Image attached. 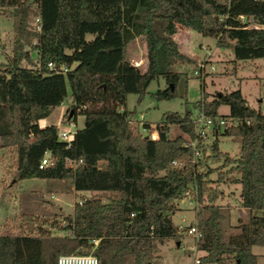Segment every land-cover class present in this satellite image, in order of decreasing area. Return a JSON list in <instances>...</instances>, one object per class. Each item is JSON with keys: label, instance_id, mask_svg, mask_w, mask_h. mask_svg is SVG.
<instances>
[{"label": "trees", "instance_id": "trees-1", "mask_svg": "<svg viewBox=\"0 0 264 264\" xmlns=\"http://www.w3.org/2000/svg\"><path fill=\"white\" fill-rule=\"evenodd\" d=\"M0 8L8 9L13 30L11 51L0 61V144L13 153L10 178H69L73 189L91 192L57 220L59 226L51 224L63 234L50 232L46 220L21 213L17 231L0 233V264H55L59 253L87 252L81 247H92L98 264H163L155 256L156 242L180 233L171 215L189 187L196 199H206L204 213H195L200 231L195 264H255L250 246L264 245V112L250 107L238 88L196 100L211 117L237 118L221 131L212 129L215 136L238 137L237 156L219 151L216 138L210 144L214 156L222 155L228 180L239 184V202L247 210L238 230L224 239L225 212L214 202L217 191L207 172L198 169L209 155L203 150L191 159L193 107L162 112L154 125L157 137L150 138L129 124L125 97L135 93L139 100L157 76L166 85L151 94L174 96L179 73L156 66L161 34L177 25L213 36L216 45H230L233 61L263 56L264 0H0ZM30 13L37 16L38 29L28 24ZM139 35L145 42L143 70L125 57L126 44ZM25 44L35 50L34 61ZM60 65L64 72L57 70ZM67 96L71 111L83 117L68 146L57 137V125L37 122ZM220 104L227 105L226 114L218 113ZM170 124L181 134L168 137ZM142 126L149 129L148 123ZM45 151L48 162L39 166ZM103 191L118 195L104 203Z\"/></svg>", "mask_w": 264, "mask_h": 264}, {"label": "rangeland", "instance_id": "rangeland-1", "mask_svg": "<svg viewBox=\"0 0 264 264\" xmlns=\"http://www.w3.org/2000/svg\"><path fill=\"white\" fill-rule=\"evenodd\" d=\"M217 1L225 2L227 0ZM31 5L34 7L33 3ZM8 15L10 14L7 8H0V61H4L5 55L11 51L13 30L12 19ZM222 18L223 16H218L219 20ZM27 21L30 26L36 28L37 16L30 13ZM248 23L249 25L255 24L251 20H248ZM178 34L176 35L177 39L172 42L169 41L168 44L162 41V46L171 53H164L166 55L164 58V51L161 48L159 51L161 53L158 55V66H156L160 70V68H163L159 64H165L163 67H171L173 71L179 72L175 84V94L168 99H156L151 94L157 88L166 85V81L161 76H157L148 82L146 91L139 100H137L135 93H128L125 97V108L128 110V122L132 127L143 134L144 130L141 129V124L144 121L142 120L152 123L161 116L162 112H182L185 104L188 107H194L196 100L202 95L209 97L216 90L228 91L238 88L252 106L258 105L260 110L264 112V108L261 106L264 103V55L239 60L236 64L233 62V54L229 47L216 45L213 36L204 35L193 27L182 28ZM91 36L90 33L85 34V38H91ZM24 48L27 49L30 58L34 61L36 59L35 50L26 44ZM125 57L131 63L137 65L140 70L145 68L146 58L143 36L139 35L135 40L127 43ZM207 57L209 59H206ZM195 60L202 62L201 69H197ZM21 63L26 64L25 60H22ZM201 83L203 89H201ZM69 105L70 99L67 96L52 109L48 117L53 121L57 119L59 127L67 126L70 122L73 123L74 128L80 127L83 120L82 114L79 110L72 112ZM227 109L226 104H220L218 113L223 115L227 112ZM223 117L225 116L223 115ZM225 124L227 122L223 123L218 129L221 131ZM152 127L146 129L149 131ZM177 134H181L179 127L176 124H170L167 136L171 138ZM214 138L217 139L219 151L226 153L229 158L238 155L239 139L236 136L222 133L215 136L209 131L202 144L209 156L206 159L201 158L198 164V169L207 172L205 178L217 191L214 202L219 204L225 212L221 227L223 237L226 239L230 233L236 232L233 227L238 229L241 220L246 218L247 214L240 209L239 198L236 197L237 186L235 183L237 182L229 181L226 177L225 169L227 165H222V155H213L214 151L210 144ZM12 158L11 149L0 144V163H2L3 171H5L4 180H2L4 192H1V196L4 199L3 203L9 206L10 211L0 218V233L7 230L17 231L21 213H28L46 220L45 226L50 227V232L54 234L65 233L64 230L53 227L51 224L55 226L56 223V226H59L60 223L57 220L71 214L73 204L80 200L82 195L87 196L91 192L76 191L73 189L69 178L12 180L10 178ZM72 164L73 162H71ZM9 179L11 183H9ZM6 183H9L7 185L8 189H6ZM99 195L101 201L106 203L110 198L116 197L118 193L103 191L99 192ZM183 197L182 200L179 198L176 202L177 209L171 215V220L180 233L176 236L164 237L161 242H156L157 251L155 256L160 257L163 264H191L193 257L200 253L199 250L193 248L194 239L191 235L185 233V228L186 225L194 223L197 209L204 213L203 205L206 199L202 198L195 201V192L191 187L187 189V194ZM80 249L88 252L91 251L92 247H81ZM251 251L256 254V264H264V245H252Z\"/></svg>", "mask_w": 264, "mask_h": 264}, {"label": "built area", "instance_id": "built-area-1", "mask_svg": "<svg viewBox=\"0 0 264 264\" xmlns=\"http://www.w3.org/2000/svg\"><path fill=\"white\" fill-rule=\"evenodd\" d=\"M36 29H38V25H36ZM264 29V26H263ZM48 67H52L53 64L51 62H47ZM203 66L202 62H197V69H201ZM66 69L65 66L60 65L57 70L64 72ZM262 108H264V103L261 105ZM191 122L193 124V132L194 136L189 140V145L191 148V159L196 160L198 157L202 155V151H205V146L203 144V140L206 138L207 134L212 132V129L214 127H220L223 123H235L237 121V118L232 116H209L205 114L203 107L201 104L196 105L192 108L191 111ZM141 129L144 130V135L150 137V138H156L157 137V131L154 127H152L149 131L146 129V127L142 126ZM75 128L73 126V123L70 122L67 124V126L64 127H57L56 135L59 139H62L66 142L67 146L70 144V141L73 137V132ZM48 162V152H44L42 157L39 161V166L45 165ZM174 162V161H173ZM187 194V190L182 193L184 196ZM181 197L180 200H182L184 197ZM189 200V199H188ZM196 195H195V201H196ZM78 203H80V200H77ZM185 233L189 234L194 239V249H196V242L200 237V231L198 228L192 224H188L185 228ZM96 238L91 239L92 243H96ZM197 262L196 257H193L192 263L195 264ZM55 264H98L96 256L91 252H63L59 253L56 256Z\"/></svg>", "mask_w": 264, "mask_h": 264}, {"label": "crops", "instance_id": "crops-1", "mask_svg": "<svg viewBox=\"0 0 264 264\" xmlns=\"http://www.w3.org/2000/svg\"><path fill=\"white\" fill-rule=\"evenodd\" d=\"M8 16H10V15H8ZM11 17V16H10ZM12 19V18H11ZM255 25V24H254ZM255 26H257V25H255ZM186 27H189V26H183V25H177L176 26V28H175V30L173 31V32H170V33H162L161 35H162V37L163 38H165V39H163V42H166L167 44L169 43V41L170 42H172V41H174V40H176L177 39V37H176V35L178 34V32L180 31V29H182V28H186ZM179 35V34H178ZM138 36H136V37H134L133 39H131V40H135L136 38H137ZM130 40V41H131ZM129 41V42H130ZM163 44H161V48L163 49V51L166 53V52H168V54H170L171 53V51H167V50H165V48H164V46H162ZM126 46H127V44H126ZM126 46H125V49H126ZM227 47H229V49L232 51V49H231V46L230 45H227ZM230 58V57H229ZM206 59H209L208 57L206 58ZM225 59V58H224ZM223 59V60H224ZM252 59V58H251ZM246 60V59H245ZM198 60H195V63L197 62ZM240 61H242L241 59H240ZM233 62H235L236 64L239 62V60H235V61H233ZM212 64V63H211ZM169 69H171V67H169ZM171 70H173V69H171ZM176 72H178V71H176ZM179 73V72H178ZM203 87V85H202V83H201V89H203L202 88ZM240 90V89H239ZM240 92H241V90H240ZM203 93V92H202ZM242 94V93H241ZM244 96V95H243ZM244 98L246 99V101H247V104L250 106V107H257V106H252L250 103H249V101L247 100V98L244 96ZM55 107V106H54ZM53 107V108H54ZM52 111V110H51ZM217 111H218V108H217ZM226 114V113H225ZM49 115V114H48ZM48 115L46 116V117H44V118H41V119H38V125L39 126H43V125H45V124H49V123H53V124H55V125H57L58 126V120L56 119L55 121H53L52 119H50L49 117H48ZM160 118V117H159ZM159 118L157 119V120H154L152 123L151 122H149V121H147V120H142V121H144L145 123H148V125H149V127H152V126H154L155 125V123H156V121H158L159 120ZM41 121V122H40ZM83 121V120H82ZM143 122V123H144ZM142 123V122H141ZM1 165H0V183H1V185H0V218H2V217H4L5 215H6V213L8 214L10 211H9V206L8 205H6V203H3V200L4 199H2V196H1V192L3 191L4 192V189H2V180H4L3 179V176L5 175L4 173H5V171H3V167H2V163H0ZM9 183H11V180L9 179ZM9 183H6V189H8V187H7V185L9 184ZM236 184V186H237V189H236V197H239V184L238 183H235ZM77 191V190H76ZM79 192H85V191H79ZM236 202V201H235ZM240 209H242L246 214H247V210L245 209V208H243L241 205H240ZM245 219V218H244ZM244 219H242L241 220V222L244 220ZM234 228V231L236 230H238L237 229V227H233ZM253 245H255V244H253ZM251 247H252V245L250 246V250H251ZM252 252V251H251ZM263 254H264V251H263ZM255 264H256V261H255Z\"/></svg>", "mask_w": 264, "mask_h": 264}]
</instances>
